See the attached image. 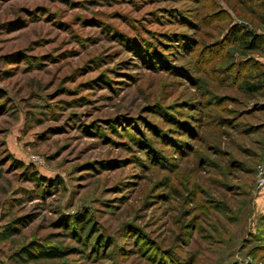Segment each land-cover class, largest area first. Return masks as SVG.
Returning <instances> with one entry per match:
<instances>
[{"label":"rangeland","instance_id":"374dc122","mask_svg":"<svg viewBox=\"0 0 264 264\" xmlns=\"http://www.w3.org/2000/svg\"><path fill=\"white\" fill-rule=\"evenodd\" d=\"M235 30L264 0H0V264H264V42Z\"/></svg>","mask_w":264,"mask_h":264},{"label":"trees","instance_id":"16d2710c","mask_svg":"<svg viewBox=\"0 0 264 264\" xmlns=\"http://www.w3.org/2000/svg\"><path fill=\"white\" fill-rule=\"evenodd\" d=\"M232 39L234 42L238 41L240 43H244V46L249 49V50H254L256 49L257 46L261 45L264 42V38L261 36H256L253 34H250L248 32H243V31H236L234 32ZM243 89H246L247 91H253L257 89V84H250L247 83L246 81L242 82ZM1 93H0V98H1ZM18 167H22L21 163H17ZM83 218H76L74 221L78 225H81ZM24 253L29 259H37V258H56L60 257L62 253L56 249H49V250H40L39 252H33L31 251V248H24Z\"/></svg>","mask_w":264,"mask_h":264},{"label":"built area","instance_id":"2783aa9c","mask_svg":"<svg viewBox=\"0 0 264 264\" xmlns=\"http://www.w3.org/2000/svg\"><path fill=\"white\" fill-rule=\"evenodd\" d=\"M255 186L257 189L264 188V163L257 164L255 167Z\"/></svg>","mask_w":264,"mask_h":264}]
</instances>
